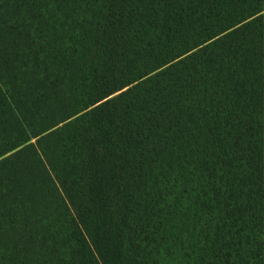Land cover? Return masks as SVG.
Here are the masks:
<instances>
[{
	"label": "trees",
	"instance_id": "trees-1",
	"mask_svg": "<svg viewBox=\"0 0 264 264\" xmlns=\"http://www.w3.org/2000/svg\"><path fill=\"white\" fill-rule=\"evenodd\" d=\"M0 264H264V0H0Z\"/></svg>",
	"mask_w": 264,
	"mask_h": 264
}]
</instances>
